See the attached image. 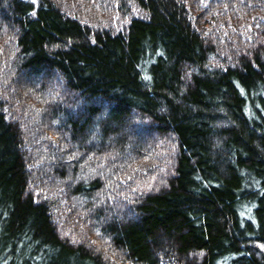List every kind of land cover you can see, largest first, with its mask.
I'll list each match as a JSON object with an SVG mask.
<instances>
[{"label": "trees", "instance_id": "obj_1", "mask_svg": "<svg viewBox=\"0 0 264 264\" xmlns=\"http://www.w3.org/2000/svg\"><path fill=\"white\" fill-rule=\"evenodd\" d=\"M0 264H264V0H0Z\"/></svg>", "mask_w": 264, "mask_h": 264}]
</instances>
